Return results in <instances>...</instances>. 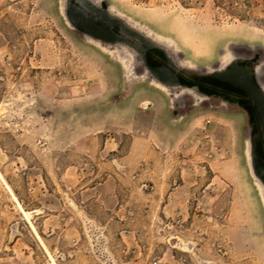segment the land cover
<instances>
[{"label":"rangeland","instance_id":"rangeland-1","mask_svg":"<svg viewBox=\"0 0 264 264\" xmlns=\"http://www.w3.org/2000/svg\"><path fill=\"white\" fill-rule=\"evenodd\" d=\"M104 1L193 65L264 52V0ZM135 68L60 0H0V264H264L243 113L193 101L174 119L189 95Z\"/></svg>","mask_w":264,"mask_h":264},{"label":"flooded vegetation","instance_id":"flooded-vegetation-1","mask_svg":"<svg viewBox=\"0 0 264 264\" xmlns=\"http://www.w3.org/2000/svg\"><path fill=\"white\" fill-rule=\"evenodd\" d=\"M72 2L74 1L72 0ZM102 8V10L96 11V14L88 13V20L91 21L92 26L89 27L86 20L82 23L87 31L95 37L117 39L135 44L136 35L116 19H111L104 10L105 4L102 5ZM146 33L161 43L168 44L170 42L150 30ZM142 48L147 65L160 81L194 87L207 95L208 100L216 104V107L226 103L228 108L242 112L251 129V134L259 135L255 142L254 156L255 161L264 167V115L262 112L264 97L259 86V78L262 76L255 71V67L260 66L261 63L264 64V52L249 45L248 49L241 51L243 56L228 66L222 75L199 77L185 74L183 71H176L170 67L169 60L162 51L145 45ZM231 57L230 52H226L220 63L227 64ZM139 76H141V70L139 66H136L133 79L137 80ZM193 101L192 97L184 96L182 100L170 105L169 108L172 110L174 119L181 118L182 112L186 111L188 107L194 106Z\"/></svg>","mask_w":264,"mask_h":264},{"label":"water","instance_id":"water-1","mask_svg":"<svg viewBox=\"0 0 264 264\" xmlns=\"http://www.w3.org/2000/svg\"><path fill=\"white\" fill-rule=\"evenodd\" d=\"M60 0V13L64 18L65 23L73 31L80 34L87 41L101 49L103 52L112 56L115 60L120 62L124 68L128 71H133L136 66H139L143 72V78L153 84L159 90L172 95L171 101L179 100L184 95L191 96L196 103H200L208 100V96L199 92L194 87H186L177 83H165L160 81L146 63L142 46L152 47L162 51L169 60V66L176 71H183L185 74H192L199 77H212L222 75L226 68L236 61L237 58L243 56L241 51L229 50L231 54V60L222 65L220 60L212 66H197L193 65L189 61H185L176 47V45L169 39L168 44L161 43L154 37H149L146 32L149 30L139 26L127 17L119 14L114 8L109 6L104 0ZM105 4V12L111 19H116L125 27H127L132 33L136 35L135 44H130L122 40H112L102 37H95L91 35L86 27L82 24L84 20L87 21L88 26H92L91 21L88 20V13L96 14V11L102 10V5ZM126 63L125 65L122 63ZM255 71L260 76L264 75V64L255 67ZM259 86L261 93L264 97V78H259ZM226 106V103H222ZM264 115V108L262 109ZM251 129H249L246 139V159L249 167L250 175L253 179V183L256 186L263 208H264V167L260 166L255 161L254 148L255 142L259 135H251ZM264 137V132H263ZM261 191H260V188Z\"/></svg>","mask_w":264,"mask_h":264},{"label":"bare ground","instance_id":"bare-ground-1","mask_svg":"<svg viewBox=\"0 0 264 264\" xmlns=\"http://www.w3.org/2000/svg\"><path fill=\"white\" fill-rule=\"evenodd\" d=\"M123 63V62H122Z\"/></svg>","mask_w":264,"mask_h":264}]
</instances>
